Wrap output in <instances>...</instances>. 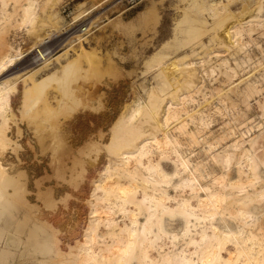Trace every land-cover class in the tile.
Wrapping results in <instances>:
<instances>
[{"label":"rangeland","instance_id":"obj_1","mask_svg":"<svg viewBox=\"0 0 264 264\" xmlns=\"http://www.w3.org/2000/svg\"><path fill=\"white\" fill-rule=\"evenodd\" d=\"M203 4L0 0V264H264V0Z\"/></svg>","mask_w":264,"mask_h":264},{"label":"bare ground","instance_id":"obj_2","mask_svg":"<svg viewBox=\"0 0 264 264\" xmlns=\"http://www.w3.org/2000/svg\"><path fill=\"white\" fill-rule=\"evenodd\" d=\"M196 2H199V0H195ZM201 2H204L205 4H203V10L202 11H204V12H206L209 16H211V17H217L219 14H221V12L224 10V4H223V0H200ZM34 5V3L32 2L31 3V1H29V3L27 4V5H25L24 6V9H23V15H25L26 17L27 16H29L31 13H30V8L32 7ZM80 14H77L76 16H74V18L72 19V20H76V19H79L80 18ZM252 18V17H251ZM27 19H29V18H27ZM57 20V19H56ZM71 20V21H72ZM245 20H247V19H245ZM250 20V19H249ZM252 20V19H251ZM3 21V20H2ZM242 23H243V21H242ZM55 29V28H54ZM52 30V29H51ZM56 30V29H55ZM54 31V30H53ZM55 32V31H54ZM80 32V31H79ZM79 32H78V34H79ZM229 31H228V29L225 31V36H227L228 37V33ZM47 34H48V32H47ZM57 34V33H56ZM50 35H51V32H50ZM77 34H75V36H76ZM80 35V34H79ZM78 35V36H79ZM47 37V36H46ZM52 37V36H51ZM45 40H47V39H45ZM71 40V39H70ZM16 41V40H15ZM48 41H46V42H44V43H42V45L43 44H45V43H47ZM46 46H44L43 48H45ZM72 47V46H71ZM43 48H41V49H43ZM39 49V48H38ZM47 49H49V48H47ZM47 49L46 50H42V51H40V52H38V53H36L35 55H34V61H39V64L38 65H41L42 63H44L45 62V57H46V53L48 52L47 51ZM49 51H50V49H49ZM73 51V50H72ZM17 52H18V49H17ZM166 55L167 54H163L162 55V57L159 59V62H158V65H159V72H161L162 74H163V72H166V71H169V69L170 68H173L174 67V65L176 64V63H173L172 65L171 64H167V65H164V62H162V59L163 58H165L166 57ZM21 56L22 55H20V56H18V55H16V56H3V57H1L0 58V74L1 73H5V71H7V70H9V69H11V67L13 68V67H15L16 66V64L17 63H19L20 61H21ZM180 57H187V55H182V56H179V58ZM33 58V57H32ZM157 60V59H156ZM182 63L183 64H189V62H185V61H182ZM38 67V66H37ZM36 68V67H35ZM66 68V67H65ZM34 69V68H33ZM167 69V70H166ZM38 70V69H37ZM36 72V71H35ZM34 73V72H33ZM33 73H28V74H24L22 77V79H23V81H25L27 78H29L30 77V75L31 74H33ZM2 75V74H1ZM49 76L48 75H46V76H44V77H42V78H40V79H38V80H36L37 82V84L39 83V82H42V81H46V79L48 78ZM44 81V82H45ZM164 83H166L167 84V82L165 81ZM36 84V85H37ZM163 84V83H162ZM15 85L16 84H14L13 86L11 85V84H8V81H6V80H3V81H0V110L3 108V104H5L6 102H7V99H8V97L10 96V93H12V91L15 89ZM35 85V84H34ZM164 85V84H163ZM40 87V86H39ZM38 88V87H37ZM151 93V92H150ZM149 93V94H150ZM164 93V92H163ZM152 94V93H151ZM150 94V95H151ZM162 94V93H161ZM149 95V96H150ZM154 95V94H153ZM155 96V95H154ZM161 96V95H160ZM159 96V97H160ZM152 97V96H151ZM157 97V96H156ZM149 99H151V98H149ZM159 99H161V98H158V99H156V100H154V101H156V103H157V100L159 101ZM162 100V99H161ZM147 103H149V102H147ZM156 103L154 102L153 103V105L155 104V107L157 108L158 106H156ZM159 103H162L161 101L159 102ZM159 103H157V104H159ZM142 105H144L145 106V104H142ZM142 105H139V106H136V107H134L133 108V110H132V114H138L139 112H142L145 108H144V106H142ZM148 106H150V104L148 105ZM147 106V107H148ZM169 106L170 105H166V111L168 112V108H169ZM151 107H153V106H150V109H151ZM154 108V107H153ZM155 108V109H156ZM3 111V110H2ZM1 111V112H2ZM145 111V110H144ZM152 111H153V109H152ZM154 112H156V111H154ZM153 112V113H154ZM165 113L164 115H163V118L164 119H166V118H168V116H170L168 113ZM158 113V112H157ZM1 114V113H0ZM150 114V113H149ZM148 114V115H149ZM6 115V114H5ZM151 116V115H150ZM1 117V116H0ZM163 119V120H164ZM166 126V125H165ZM1 132V131H0ZM1 135H2V133H1ZM4 135V134H3ZM130 135V134H129ZM6 136V135H5ZM128 136V135H127ZM136 136V135H135ZM6 140V139H5ZM133 140H134V138H133V135H130V136H128V137H126V138H124V139H122V142H121V144L124 146L125 145V147L127 146H129V147H131L130 145H132V143H133ZM146 141H148V140H146V139H143V140H141L140 142H138V144H137V146H136V148L134 149V150H130V151H125L124 152V154L125 155H127V154H129V155H132V154H135V155H137L138 154V156H140V158H142L143 156H145L146 155V145H147V143L148 142H146ZM2 147H3V145H2ZM114 150H116V147H115V149ZM113 151V150H112ZM129 155H127L126 157H125V159L129 156ZM144 158V157H143ZM127 160V159H126ZM116 166H118V164L117 163H115V166L114 167H116ZM160 169H161V172L162 173H164V174H168V172H166L161 166H160ZM142 198L144 199V200H148V196H147V194L146 195H143L142 196ZM166 199H168V196H166ZM204 199V198H203ZM189 202H186V201H184V202H182V203H180L179 204V206L180 205H185L187 208L186 209H189L190 207H188L189 206V204H188ZM198 206H200V205H198ZM162 207L165 209V211L166 210H170L171 208H175V207H177V206H175V207H171V206H169V205H162ZM191 208H193V207H191ZM193 210V209H192ZM194 211V210H193ZM193 211H190V210H188V211H186L185 213H186V216L188 215V216H192L193 217ZM154 217V213H151L149 216H148V218H147V221L149 222L152 218ZM195 218V217H194ZM197 218V217H196ZM198 219V218H197ZM200 220V219H199ZM146 221V222H147ZM142 229L144 230L145 228H146V226H145V223H143L142 224ZM142 229H140V230H142ZM135 229L133 228V229H131V233H133V231H134ZM219 230L218 229H214V236H215V238L217 239V237L219 238V239H222V237H226L227 235H228V237H230V236H232L233 237V235H234V233L232 232V231H229V232H221V233H223V234H219ZM203 234V233H202ZM214 236H213V238H214ZM214 238V239H215ZM236 238V237H235ZM225 239V238H224ZM232 239V238H231ZM235 241V240H234ZM222 242V241H221ZM220 242V243H221ZM191 260L190 259H186L185 258V256L182 258V262H183V264H194V262L193 263H191L190 262ZM204 261L206 262L207 260L206 259H204ZM203 260L200 262V264H208L209 262V260L205 263ZM204 262V263H203Z\"/></svg>","mask_w":264,"mask_h":264},{"label":"built area","instance_id":"obj_3","mask_svg":"<svg viewBox=\"0 0 264 264\" xmlns=\"http://www.w3.org/2000/svg\"><path fill=\"white\" fill-rule=\"evenodd\" d=\"M139 0H123L129 7H132L134 4L138 3Z\"/></svg>","mask_w":264,"mask_h":264},{"label":"crops","instance_id":"obj_4","mask_svg":"<svg viewBox=\"0 0 264 264\" xmlns=\"http://www.w3.org/2000/svg\"><path fill=\"white\" fill-rule=\"evenodd\" d=\"M129 8H133V6H132V7H129ZM129 8H128V9H129ZM126 9H127V8H126Z\"/></svg>","mask_w":264,"mask_h":264}]
</instances>
